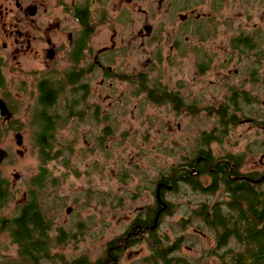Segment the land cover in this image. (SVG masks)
Returning a JSON list of instances; mask_svg holds the SVG:
<instances>
[{
	"label": "flooded vegetation",
	"instance_id": "obj_1",
	"mask_svg": "<svg viewBox=\"0 0 264 264\" xmlns=\"http://www.w3.org/2000/svg\"><path fill=\"white\" fill-rule=\"evenodd\" d=\"M143 1L0 0V208L22 181L26 187L25 200L0 219V228L20 217L34 189L52 175L49 161L57 157L60 173L80 177L76 134L84 125L91 133L83 136L88 146L82 154L97 159L85 171L90 200L108 205L112 198L97 196L93 176L112 173L110 139L134 109L149 125L160 123V112L177 125L179 136L170 142L177 161L160 171L158 157L147 155L148 165L120 170L125 184L138 175L137 190L147 201L124 231L109 230L104 254L93 261L121 264L122 255L138 247L146 255L131 264H160L161 237L169 246L178 239L170 241L161 229L163 217L177 213L179 202L171 197L181 190L226 199L190 205L185 219L193 223L201 213L223 215L232 189H264V141L257 146L255 137L257 130L264 133L262 28L256 22L250 27L249 14L247 24L224 32L234 20L217 14L235 10L237 0L227 7L213 0V10L203 13L198 5L206 0L178 8L167 0H146L143 7ZM254 1L264 13V0ZM64 130L76 134L64 137ZM153 141H159L157 133ZM36 145L42 164L34 175ZM74 225L71 231L57 226L52 234L65 231L72 241L81 234L80 223ZM193 230L206 235L201 227ZM181 241L174 254L183 256Z\"/></svg>",
	"mask_w": 264,
	"mask_h": 264
},
{
	"label": "rangeland",
	"instance_id": "obj_2",
	"mask_svg": "<svg viewBox=\"0 0 264 264\" xmlns=\"http://www.w3.org/2000/svg\"><path fill=\"white\" fill-rule=\"evenodd\" d=\"M175 3V8H178L184 4L191 5V0H167V2ZM198 2L201 0H193ZM207 5L199 3L198 11L203 13L212 9L213 0H206ZM232 0H222L223 7H227ZM143 7H147L146 0L143 1ZM157 3V0H156ZM235 10L226 8L225 10L217 14V18L221 21L233 19L235 26L229 30H225V33L232 34L235 27L238 24L244 26L247 24L246 18L251 14V25L256 22L264 32V13L256 11L259 7L254 0H237ZM173 5V4H171ZM233 7V6H231ZM165 13V10H163ZM213 14V11H212ZM205 20V19H203ZM209 24L208 21L204 23ZM221 29V28H220ZM149 111V108L147 109ZM129 115L117 126L112 136V145L109 149H112V168L113 171L109 176L106 174L93 176L97 183V190L99 193L97 196L105 201L112 198V201L104 206L96 204L94 200L91 203L90 200V182L89 176L85 173L86 169L91 163L97 161V159L90 158L87 155L82 154L83 147L88 146V143L83 140L84 134L89 135L91 128L87 125L79 127L77 134L68 130L62 132V136L70 137L76 134L81 137L78 145V156L81 158L82 164L79 167L80 177L74 173H60L61 167L57 157L47 163V167L51 170L52 175H48L43 181V187L34 189V193L45 209V214L53 221V233L57 234V226H65L69 231L72 230V225L80 223L81 234L77 235L72 241L60 244L57 248L59 252L65 255L67 260L74 259L75 257L86 255L90 260H95L104 254L105 242L108 239V232L111 228L115 231H124L127 224L139 216V206L144 205L147 201V197H143L137 190L139 177L138 175L132 176L127 181V184L119 181L120 170L129 169L132 170L139 167L148 165L147 159L151 157L156 160L157 168L160 171L168 170L173 164L174 160L171 152L174 148L171 146L173 137L177 134L179 136L178 128L175 123L167 122V118L160 112L161 121L157 125H149L147 117H138L140 112L134 109L128 113ZM101 126H98L94 131L99 134ZM154 133L159 136V141H153ZM257 146L264 141V133L258 130L255 133ZM182 145V144H179ZM154 146L158 147V151ZM57 148V147H56ZM159 152V154H158ZM260 155V154H259ZM78 158V161H80ZM100 158V157H99ZM33 173H37V169L42 164L40 158L39 147L36 145L33 152ZM101 159V158H100ZM174 160V161H173ZM22 173H25L22 170ZM109 173V171H108ZM150 174H152L150 172ZM35 188V186H33ZM8 205L5 208H0L1 217H10L14 214L17 204L24 201V194L26 187L24 181H22L15 191H10ZM29 195V193H27ZM172 199L179 202L177 204V213H170L163 217L164 225L162 226L161 233L171 239L180 238L181 251L180 253L191 261H198L199 259H206L205 257L212 254L213 251L223 252L226 247L218 248L216 245L217 232L209 225L203 224L200 220H194L193 223L188 222L185 217L190 218L191 213L188 211L191 209L190 205H197L201 202H214L216 200H226L221 195L204 194L199 191L187 189L184 192L181 190L177 195L172 194ZM120 202V204H118ZM67 206H72L73 210L71 214L66 212ZM13 218V217H11ZM184 224L182 225V223ZM5 224H8L6 220ZM2 226V225H1ZM75 227V225H74ZM201 227L206 233L205 236H200L194 232L193 228ZM52 234V230L50 229ZM218 231V230H217ZM53 235V234H52ZM218 248V249H217ZM18 246L14 243L11 233L8 230L0 229V264L5 262H12L18 258ZM54 252L56 249L53 250ZM146 253L138 247L136 249L130 248L126 251L122 257L121 264H131L144 257ZM64 257V256H62ZM208 259H206L207 261ZM217 258L210 257V262L215 264ZM60 263V262H59Z\"/></svg>",
	"mask_w": 264,
	"mask_h": 264
},
{
	"label": "trees",
	"instance_id": "obj_3",
	"mask_svg": "<svg viewBox=\"0 0 264 264\" xmlns=\"http://www.w3.org/2000/svg\"><path fill=\"white\" fill-rule=\"evenodd\" d=\"M246 188L240 186L239 189H232L228 208L224 209L223 215L219 213L216 217L215 214L211 219L206 213H201L202 220L199 219L217 232L216 246L226 247V250L213 251L205 257L207 261H191L178 252L174 254L180 248V238L169 246L161 237L160 264H212L211 256L217 258L215 264H264V189ZM3 198L1 195L2 202ZM29 203L15 222L2 223L0 229L10 231L19 250L17 259L4 264H106L104 259L93 261L86 255L67 260L57 248L69 241L68 233L64 231L60 236L50 233V229L53 231V221L45 214L35 193Z\"/></svg>",
	"mask_w": 264,
	"mask_h": 264
},
{
	"label": "water",
	"instance_id": "obj_4",
	"mask_svg": "<svg viewBox=\"0 0 264 264\" xmlns=\"http://www.w3.org/2000/svg\"><path fill=\"white\" fill-rule=\"evenodd\" d=\"M71 210H72V208H71V207H69V208L67 209V211H68V212H70Z\"/></svg>",
	"mask_w": 264,
	"mask_h": 264
}]
</instances>
